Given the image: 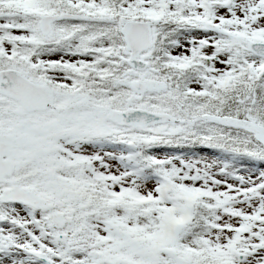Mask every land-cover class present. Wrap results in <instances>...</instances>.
Listing matches in <instances>:
<instances>
[{"label": "snow or ice", "instance_id": "obj_1", "mask_svg": "<svg viewBox=\"0 0 264 264\" xmlns=\"http://www.w3.org/2000/svg\"><path fill=\"white\" fill-rule=\"evenodd\" d=\"M0 264H264V0H0Z\"/></svg>", "mask_w": 264, "mask_h": 264}]
</instances>
